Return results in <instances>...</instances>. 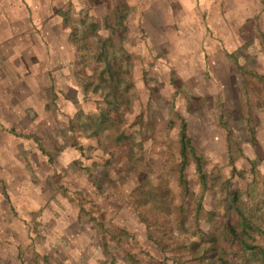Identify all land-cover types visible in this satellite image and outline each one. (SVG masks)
Segmentation results:
<instances>
[{"label": "rangeland", "instance_id": "obj_1", "mask_svg": "<svg viewBox=\"0 0 264 264\" xmlns=\"http://www.w3.org/2000/svg\"><path fill=\"white\" fill-rule=\"evenodd\" d=\"M0 264H264V0H0Z\"/></svg>", "mask_w": 264, "mask_h": 264}]
</instances>
